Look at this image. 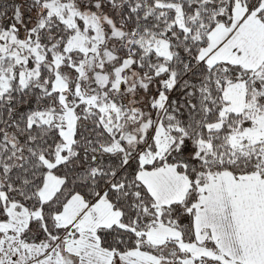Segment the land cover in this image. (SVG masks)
<instances>
[{
    "label": "snow or ice",
    "instance_id": "obj_1",
    "mask_svg": "<svg viewBox=\"0 0 264 264\" xmlns=\"http://www.w3.org/2000/svg\"><path fill=\"white\" fill-rule=\"evenodd\" d=\"M0 264H264V0H0Z\"/></svg>",
    "mask_w": 264,
    "mask_h": 264
}]
</instances>
